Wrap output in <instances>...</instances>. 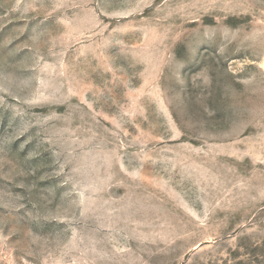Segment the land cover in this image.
Listing matches in <instances>:
<instances>
[{
  "label": "rangeland",
  "instance_id": "1",
  "mask_svg": "<svg viewBox=\"0 0 264 264\" xmlns=\"http://www.w3.org/2000/svg\"><path fill=\"white\" fill-rule=\"evenodd\" d=\"M0 264H264V0H0Z\"/></svg>",
  "mask_w": 264,
  "mask_h": 264
}]
</instances>
